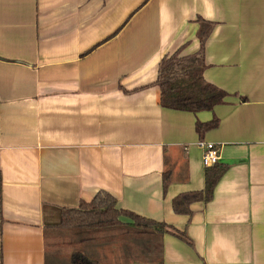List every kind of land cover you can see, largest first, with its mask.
I'll return each instance as SVG.
<instances>
[{
    "label": "crops",
    "instance_id": "obj_1",
    "mask_svg": "<svg viewBox=\"0 0 264 264\" xmlns=\"http://www.w3.org/2000/svg\"><path fill=\"white\" fill-rule=\"evenodd\" d=\"M199 19L202 79L226 98L165 109L160 64L200 51ZM200 142L228 170L178 215L173 200L205 188ZM99 191L187 234L164 235L163 264H264V0H0V264H70L46 228Z\"/></svg>",
    "mask_w": 264,
    "mask_h": 264
},
{
    "label": "trees",
    "instance_id": "obj_2",
    "mask_svg": "<svg viewBox=\"0 0 264 264\" xmlns=\"http://www.w3.org/2000/svg\"><path fill=\"white\" fill-rule=\"evenodd\" d=\"M198 38L200 51L182 57L180 51L166 57L160 64L156 86L160 90V105L165 109L198 113L213 111L224 103L226 92L207 84L202 76L205 65V45L213 25L199 19ZM218 121L197 124V132L203 135L215 128ZM224 164H216L205 169V188L199 192L179 195L173 200V210L178 215H192L190 206L195 202L209 203L219 181L227 172ZM168 174L164 175V190L169 186ZM117 199L106 191H99L90 202H81L78 208H65L61 213L59 227L46 228L48 231L69 233L60 239L48 242L46 252L68 255L70 264H110L102 254H91L83 245H118L122 264H163V237L176 236L192 244L185 232L165 223L141 217L131 211L117 207ZM61 241H60V240Z\"/></svg>",
    "mask_w": 264,
    "mask_h": 264
},
{
    "label": "rangeland",
    "instance_id": "obj_3",
    "mask_svg": "<svg viewBox=\"0 0 264 264\" xmlns=\"http://www.w3.org/2000/svg\"><path fill=\"white\" fill-rule=\"evenodd\" d=\"M59 234H55V235H48V242H51L53 240H58V238H56ZM63 236H67V233H64ZM69 236V233H68ZM60 239L62 241H64L63 237H60ZM59 239V240H60ZM60 240V241H61ZM96 252L104 255L105 257H107V260L110 262V264H122L119 258V251H118V245L116 244H108L105 246H101V247H95L94 249ZM62 257V256H61ZM67 264V261H63V264Z\"/></svg>",
    "mask_w": 264,
    "mask_h": 264
},
{
    "label": "built area",
    "instance_id": "obj_4",
    "mask_svg": "<svg viewBox=\"0 0 264 264\" xmlns=\"http://www.w3.org/2000/svg\"><path fill=\"white\" fill-rule=\"evenodd\" d=\"M199 146L203 149L202 162L206 168L212 167L220 162L219 149L215 144L200 142Z\"/></svg>",
    "mask_w": 264,
    "mask_h": 264
}]
</instances>
